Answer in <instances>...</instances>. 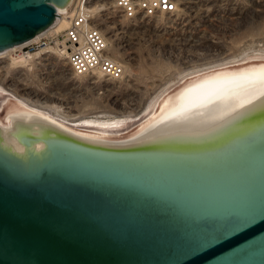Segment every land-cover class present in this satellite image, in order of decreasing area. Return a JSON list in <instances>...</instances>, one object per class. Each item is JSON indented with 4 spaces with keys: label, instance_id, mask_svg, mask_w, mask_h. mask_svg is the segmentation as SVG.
Returning a JSON list of instances; mask_svg holds the SVG:
<instances>
[{
    "label": "water",
    "instance_id": "1",
    "mask_svg": "<svg viewBox=\"0 0 264 264\" xmlns=\"http://www.w3.org/2000/svg\"><path fill=\"white\" fill-rule=\"evenodd\" d=\"M72 2L0 0V54ZM0 264H264V51L132 121L67 124L0 89Z\"/></svg>",
    "mask_w": 264,
    "mask_h": 264
},
{
    "label": "rangeland",
    "instance_id": "2",
    "mask_svg": "<svg viewBox=\"0 0 264 264\" xmlns=\"http://www.w3.org/2000/svg\"><path fill=\"white\" fill-rule=\"evenodd\" d=\"M96 20L110 43L111 58L125 68L122 81L75 78L65 57L50 47L29 53L33 57L25 64L0 57V87L67 124L94 113L132 121L184 74L264 50V0H182L173 16L130 22L109 10Z\"/></svg>",
    "mask_w": 264,
    "mask_h": 264
},
{
    "label": "built area",
    "instance_id": "3",
    "mask_svg": "<svg viewBox=\"0 0 264 264\" xmlns=\"http://www.w3.org/2000/svg\"><path fill=\"white\" fill-rule=\"evenodd\" d=\"M98 1V2H97ZM104 0H74L68 17V26L61 35H43L34 42L26 43L11 55L18 57L36 51H45L60 46L66 49V62L75 78L100 75L108 81H122L125 75L121 63L111 58L110 46L98 28L91 5L99 6L100 15L109 10L118 13L125 20L136 22L162 16H173L179 11L182 0H112L111 5L102 6Z\"/></svg>",
    "mask_w": 264,
    "mask_h": 264
},
{
    "label": "bare ground",
    "instance_id": "4",
    "mask_svg": "<svg viewBox=\"0 0 264 264\" xmlns=\"http://www.w3.org/2000/svg\"><path fill=\"white\" fill-rule=\"evenodd\" d=\"M112 3V2H111ZM111 3H106V4H104V5H102L103 7H105L106 8V6L108 5V6H110L111 5ZM73 5H74V0H73V2H72V5H71V8H70V10L66 13V14H58V19L54 22V24L45 32V33H43V34H41V35H39L38 37H36V38H34V39H32V40H30V41H28L27 42V44L28 43H30V42H34V41H36L37 39H39L40 37H42L43 35H55V36H58L59 34H61L62 32H63V30H65L66 29V27L68 26V15L70 14V11H71V9L73 8ZM92 12H93V14L96 16H98V15H100V12H101V10H99V6L97 5L95 8H92ZM99 26V25H98ZM99 29H100V27H98ZM58 31V32H57ZM60 31V32H59ZM100 31L102 32V34L104 35V33H103V31L100 29ZM106 39V38H105ZM107 41V40H106ZM108 42V41H107ZM109 43V42H108ZM26 43H24V44H22V45H19V46H17V47H15V48H13V49H11V50H8V51H6V52H4V53H1L0 54V57H2V56H4V55H7V56H9L10 58H9V60L11 61V62H13V63H15V64H25V63H27L29 60H31V58L33 57L32 55H20V56H18V57H13V56H11V54L13 53V52H15L16 50H18V49H20V48H22L24 45H25ZM110 44V43H109ZM111 47V46H110ZM55 50H56V52L53 50V49H51L52 51H54V52H52V53H56V54H58L60 57H65V59H66V49H65V47H63V48H61L60 46H56L55 48H54ZM262 51H264V50H262ZM243 55H245L244 53H242L240 56H238V57H236V58H233V59H231V60H229V61H232V60H235V59H237V58H239V57H241V56H243ZM115 59V58H114ZM35 62V61H34ZM125 69V68H124ZM124 72H125V70H124ZM97 77H99V78H101V76L100 75H96ZM0 89L4 92V88H2V87H0ZM20 101V100H19ZM18 101V102H19ZM19 103H21L22 105H24V106H26L27 108H30V106H27L26 104H24V103H22V101L21 102H19ZM148 106H146V108H147ZM146 108L144 109V110H146ZM30 109H32V108H30ZM33 110H35V111H38V110H36V109H33ZM38 112H40V111H38ZM42 113V112H41ZM49 115V114H48ZM52 116V115H51ZM52 119V118H51ZM55 120V119H54ZM64 120V119H63ZM121 120H124V118H122ZM72 123H75V122H71L70 124H72Z\"/></svg>",
    "mask_w": 264,
    "mask_h": 264
}]
</instances>
